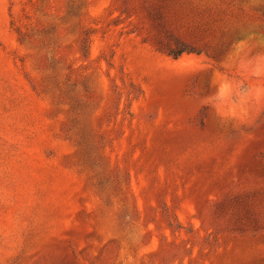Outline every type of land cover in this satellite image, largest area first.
<instances>
[{"label":"rangeland","instance_id":"374dc122","mask_svg":"<svg viewBox=\"0 0 264 264\" xmlns=\"http://www.w3.org/2000/svg\"><path fill=\"white\" fill-rule=\"evenodd\" d=\"M258 89L264 0H0V264H264Z\"/></svg>","mask_w":264,"mask_h":264},{"label":"clouds","instance_id":"9594fccd","mask_svg":"<svg viewBox=\"0 0 264 264\" xmlns=\"http://www.w3.org/2000/svg\"><path fill=\"white\" fill-rule=\"evenodd\" d=\"M223 88V86H222ZM217 94H221V92H218ZM256 97L259 99L261 97H264V90L258 89L256 92ZM215 107V106H214ZM217 113L221 117L222 120H239L242 119V113L237 112L235 108L227 107L224 110H221L217 108Z\"/></svg>","mask_w":264,"mask_h":264},{"label":"trees","instance_id":"16d2710c","mask_svg":"<svg viewBox=\"0 0 264 264\" xmlns=\"http://www.w3.org/2000/svg\"><path fill=\"white\" fill-rule=\"evenodd\" d=\"M157 49L173 59L178 58L183 53H196L195 50L188 48L187 46L181 43H178L175 48H167L159 45L157 46Z\"/></svg>","mask_w":264,"mask_h":264}]
</instances>
